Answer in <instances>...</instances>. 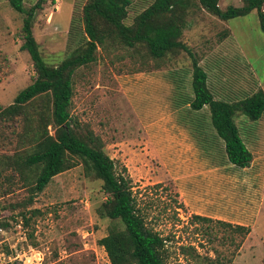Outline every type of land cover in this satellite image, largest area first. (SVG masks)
Here are the masks:
<instances>
[{"label": "rangeland", "instance_id": "obj_1", "mask_svg": "<svg viewBox=\"0 0 264 264\" xmlns=\"http://www.w3.org/2000/svg\"><path fill=\"white\" fill-rule=\"evenodd\" d=\"M38 1L24 0V5L28 9ZM87 1H41L33 33L48 63L57 65L87 48ZM153 1L132 0L124 22L133 25ZM219 4L225 9L244 0ZM25 16L9 0H0V264H112L99 239L123 224L101 216L108 198L103 180L77 158L75 166L38 187L42 166L23 161L33 150L42 121L30 124L22 114L1 116L37 76L29 52L22 48ZM185 18L183 42L198 57L217 49L211 64L221 65L228 58L237 70L229 85L241 78L264 87V30L256 9L227 22L191 5ZM228 28L231 34L224 37ZM136 48L108 37L97 43L95 61L76 68L72 126L80 135L102 139L117 168L132 179L148 225L166 237V264H264V254L256 251L258 243L264 245V118L263 124L260 119L253 123L243 114L253 123L246 126L248 132L259 131L262 137L249 141L257 159L248 169L227 163L218 153L201 154L192 138L207 132L211 113L196 115L174 105L194 95L190 55L181 49L178 56L170 52L158 59L145 45ZM48 129L55 131L53 125ZM211 167L230 169L232 182H222L229 192L224 200L218 198L221 177H208ZM194 191L205 198L196 200ZM227 218L248 223L249 231ZM247 237L251 248L244 247Z\"/></svg>", "mask_w": 264, "mask_h": 264}, {"label": "trees", "instance_id": "obj_2", "mask_svg": "<svg viewBox=\"0 0 264 264\" xmlns=\"http://www.w3.org/2000/svg\"><path fill=\"white\" fill-rule=\"evenodd\" d=\"M9 1L14 9L26 14L22 48L29 52L37 76L18 92L11 104L3 108L1 116L9 119V116L22 114L30 124L33 120L42 121L36 127V141L24 164L42 166L38 181V187L42 188L55 175L75 166L79 158L86 169L103 180V189L108 193L100 209L101 216L120 220L123 224L122 228L113 227L109 234L99 239L112 264H166V237L148 225L144 210L134 194L132 179L117 168L115 159L104 150L102 139L80 135L72 126L73 75L76 68L96 60L97 43H104L108 37L136 50L138 45H145L158 59H163L170 52L178 56L183 49L190 55L193 68L191 107L200 110L208 106L212 124L225 142L229 161L238 167L250 166L254 156L241 135L236 116L245 114L251 120L261 118L264 89L260 87L237 101L217 99L208 86L207 72L200 64L202 56L198 57L183 42L182 35L187 24L185 13L191 5L227 22L256 9L264 30V0H244L243 5H230L225 9L220 6V0H154L138 15L133 25L124 22L132 0H88L84 5L83 18L90 36L89 44L83 51L77 50L57 65L44 58L33 33L35 12L42 0L28 9L24 0ZM230 34L231 29L228 28L223 36ZM49 125H53L54 133L48 129ZM195 216L204 220L212 218L200 214ZM238 227L249 231L246 225L238 224ZM2 264L14 263L6 261Z\"/></svg>", "mask_w": 264, "mask_h": 264}, {"label": "crops", "instance_id": "obj_3", "mask_svg": "<svg viewBox=\"0 0 264 264\" xmlns=\"http://www.w3.org/2000/svg\"><path fill=\"white\" fill-rule=\"evenodd\" d=\"M216 50L217 49H212L209 52H206L202 56L200 64L204 67V69L207 72L208 86L210 87L214 96L217 99H222V100H226V101H237V100H241V99L251 95L260 87H262L264 89V87L260 84L259 81H257L258 84H256V82L250 81V83H251L250 84V83H248V79L243 80L241 78H238L239 81L237 82L236 85H229L230 76L234 73L237 74L238 72L233 66H231V62L228 58H225L226 61H224L221 65H218L217 63L211 64V61H209V60L210 59L212 60V56H213V54H215ZM218 71L220 72V74H217ZM161 72L162 71H160V74H162ZM187 73H189V69H188V72L186 71V74ZM172 76L174 78L173 74H172ZM253 78H254V76H253ZM176 80H177V77H176ZM177 81H179V80H177ZM163 82L164 81H162V83ZM166 83H167V81H166ZM167 86L170 88L169 85H167ZM180 87H181V84L178 82L177 88L179 89ZM180 95H181L180 93H175V97L176 96L180 97ZM193 97H194V95L189 94L187 96V98L183 100L184 104H182L181 101L177 100V103H174L176 110L179 107H181V108H184L187 112L192 113V114H196V115H198V113H200V112L207 111L208 116H209L210 111H209L208 106H204L200 110H195L191 107L190 103H191ZM263 118H264V114L261 116V118H259L260 119L259 124L261 122H263ZM238 119H241V123L238 122ZM252 121H253V123L255 122V120H252ZM236 122H237L239 129H240L241 135H242V137H243V139H244V141H245V143L249 149H251V147H250L251 142H249V141H252L250 139L254 138L256 140L254 143L262 141V137H261L259 131L255 132L254 134L252 132L251 133L248 132V128H246V126L248 124L252 125L253 123L244 119L243 114H238L236 116ZM261 124H263V123H261ZM202 125H204V124L202 123ZM202 127H204V126H202ZM208 130H207V132L199 131L196 133V136H193L194 138H192V143H194V148L197 151L199 150V152L201 154L202 153H209V154L212 153V156H214L216 153H218L221 157L224 158V160H229L227 153H226V149H225V142L218 135V133H217V131H216V129L212 123H211V126L208 127ZM195 138L198 139L199 144L195 142V140H196ZM216 142H218V143H216ZM252 153H253L254 158H253L251 165L247 166V167H239V168L245 170V169H248L249 167L252 166V164L257 159V157H256L257 155H256L254 150H252ZM227 163L232 164L230 161H227ZM209 170H210V173H209L210 175L208 177H212V176L217 177V178L221 177V180H222L221 186L223 188L220 189L219 194H218V198L219 199L221 198L222 200H224L226 197H228L229 192L228 193L225 192L227 190V188L225 186H223V183L225 185H229V183L232 182L229 178L231 176L230 169L225 168V167H216V168L211 167ZM192 194H193L192 197L198 201L205 198V197H203L202 193H198L196 191L192 192ZM196 200H194V202ZM199 204L200 203H197L196 205H199ZM226 220L231 222V223H234V224L248 225V223L239 222V221H236L232 218L231 219L227 218ZM255 227L256 226L253 225V230L251 231V233H254V229H256ZM248 240H249V237L246 238V241L244 243V247L246 244V248H251L250 245L249 246L247 245ZM258 244H259V246L256 248L257 254H264V245L262 243H258Z\"/></svg>", "mask_w": 264, "mask_h": 264}]
</instances>
